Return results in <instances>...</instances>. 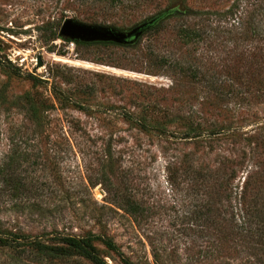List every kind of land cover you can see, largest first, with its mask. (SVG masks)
Listing matches in <instances>:
<instances>
[{"label": "rangeland", "instance_id": "obj_1", "mask_svg": "<svg viewBox=\"0 0 264 264\" xmlns=\"http://www.w3.org/2000/svg\"><path fill=\"white\" fill-rule=\"evenodd\" d=\"M3 164L0 264H91L19 238L89 234L107 264H264V0H0Z\"/></svg>", "mask_w": 264, "mask_h": 264}, {"label": "water", "instance_id": "obj_2", "mask_svg": "<svg viewBox=\"0 0 264 264\" xmlns=\"http://www.w3.org/2000/svg\"><path fill=\"white\" fill-rule=\"evenodd\" d=\"M172 13H178V10L164 11L129 31H120L107 26L85 24L73 19H66L58 32V37L65 41L85 44L113 43L125 46L137 41L145 31L154 27L164 17Z\"/></svg>", "mask_w": 264, "mask_h": 264}, {"label": "trees", "instance_id": "obj_3", "mask_svg": "<svg viewBox=\"0 0 264 264\" xmlns=\"http://www.w3.org/2000/svg\"><path fill=\"white\" fill-rule=\"evenodd\" d=\"M180 11H178L179 13ZM186 13L196 14L194 11L187 9ZM158 24V23H157ZM158 25H156L157 28ZM66 42H69L66 40ZM78 46H86L88 44L81 43V42H72ZM100 45H108L104 43H98ZM19 167V166H18ZM0 169L3 172H13L15 169H11L10 165L3 166L1 165ZM20 239L26 240L24 246L34 248L35 252L50 258H67L72 256H80L85 260L89 261L91 264H107L106 261L100 256L99 252L97 251L94 241L97 240L98 237L93 235H87L83 238H75L69 236L63 237H54L52 238L53 241L56 242L54 245H48L40 242L37 239L30 240L27 237H19ZM8 239H3L0 237V243L6 244ZM103 244L106 245L111 250L115 251L113 244L109 241H103Z\"/></svg>", "mask_w": 264, "mask_h": 264}]
</instances>
